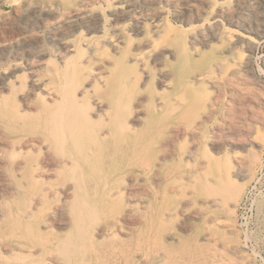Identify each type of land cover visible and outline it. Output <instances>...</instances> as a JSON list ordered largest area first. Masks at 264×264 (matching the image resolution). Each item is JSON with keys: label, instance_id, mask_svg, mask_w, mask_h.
I'll use <instances>...</instances> for the list:
<instances>
[{"label": "bare ground", "instance_id": "obj_1", "mask_svg": "<svg viewBox=\"0 0 264 264\" xmlns=\"http://www.w3.org/2000/svg\"><path fill=\"white\" fill-rule=\"evenodd\" d=\"M61 1L67 3L71 0H60V2ZM234 1L235 2L232 6H226V4L223 5L224 3L220 4V1L218 0H165L164 4H162L163 0H79L75 4L69 5L64 12H60V2L55 1L50 6H42L38 3V0V2H29V4H26L28 6H25V9L21 8L18 10L17 14L19 15L20 20L32 27L35 25L40 26L46 21L48 22V20L54 21L55 23L53 22V29L56 30V33H54V39L67 55L64 56L65 59L62 61L61 65L53 69H47V73L44 75L31 74V76L29 74L31 76V79L29 78V88L26 92L21 93L18 98L19 104L18 102L16 103L13 101V96H17L20 90V85H17L18 82L14 79V73L16 70L11 72L2 69L0 73V191L1 195L5 197L0 199V264H104L107 260L111 263H115L114 259L121 257L125 253L126 244L129 242L127 235H129L130 226L134 224L135 221L134 212L138 211L137 207L132 204V201L135 200L134 198H136L140 188H143L148 179L152 180L151 182L155 185L157 184L160 180V172H158L159 166L158 164L143 165L146 166L143 168V175L145 174L146 176L149 172L151 173V177L146 179H141L139 177L141 174L136 172V170H131L132 167L128 168L125 171V175H131L127 177L129 178L128 181H126L121 188L118 187L119 190L118 188L116 191H113L112 189V192L108 194L111 200L116 198L119 194H126L129 203L125 204L123 208H120L119 204L113 200L108 209L107 218L104 221H99L92 225L89 232H87L86 217H89L94 212V209L90 208V197L96 193V187L94 190L92 189L93 191L91 193H88V189L85 185V177L87 175L86 170H89L92 173H98L100 170H107L102 167V164H95L98 159L100 160L102 151L101 147L103 146L104 148V145L100 146L102 143H97V134L94 126V124H96V120L107 122L104 127L99 129L100 134H98V136L101 141H109L110 138L113 137L115 138L116 146H119V148L124 146L126 148L133 147L136 149L140 146L142 135H145L146 130L141 133L136 132L135 129L134 131L128 130L131 127L134 128L135 126L143 125L144 120L142 106L144 104L153 102L156 111H160L159 108L163 106L162 104H166L168 101V103L174 106L176 110L181 109L182 107L190 108L193 106L192 102L195 101L206 104V102H204L205 95L199 90L200 86L203 84H210L211 86L219 89L223 81L230 83L229 86H232V91L235 94L246 98L256 97L259 101H264V94L262 95V92H260V96L255 93V95H252V92L248 89L249 82L251 81L262 88L264 87V76H258L254 73V68L252 69V63H254L252 62V53L264 34V0ZM17 3L18 2H16V4ZM165 6L170 7L174 11L173 18H170L169 15H167L168 12L165 10L167 7ZM259 17L261 18L260 20ZM124 21H128L131 24H129L128 29L130 32L129 35H132V40L134 38L133 36H143L141 42L138 43V46H136V50H140L142 48V51L136 53L132 57L130 55L131 58L125 61L123 60V53L121 54L124 48V35L121 26L119 25L120 22L123 23ZM194 21H201V23L194 24ZM147 24L149 29L145 30V25L147 26ZM27 25L25 27H27ZM43 27L46 28L45 25ZM35 30H37V28H35ZM79 30H81V34H79V39L75 40L77 38L74 39L73 37L76 36L75 34L79 33ZM82 30L86 33L82 34ZM34 35L36 36V34ZM5 36H7L6 38L8 39V35ZM43 38L44 37H42V39ZM10 43L11 41H8V44ZM39 43L42 42L40 41ZM45 47L47 48V46ZM38 48L40 49L41 47ZM207 49H215L216 51L207 52ZM198 50L201 51H199L197 57H188V54H190L191 51ZM23 55L24 54L20 57H23ZM51 56L53 55L51 54ZM1 58L2 56L0 55V59ZM36 59L37 58H35V60ZM165 59H168V64L165 63ZM190 59L199 61L198 71L195 73H187L186 71V67L191 63ZM29 60L30 59H28V61ZM147 60H149L151 62L150 64H152V66L156 68L155 70H157L158 89H160V91L164 90L166 94L159 97L156 96L153 100L147 97L146 94L138 96L134 102L135 112L133 111L134 113L130 117H125L124 110L126 107L124 101H119L121 99L120 97L118 98L119 93L124 86L125 76L122 72L124 70V63H133L135 66L138 65L141 72L145 74L143 82L145 83L149 78ZM20 61L19 63H21ZM36 61L33 64H37ZM51 61L49 62L50 65L53 64ZM55 61L57 62V60ZM4 63H7V61ZM38 64L40 63L38 62ZM18 65L20 66V64ZM30 65H32V63ZM24 67L26 66L24 65ZM27 68L31 71H34L35 69H32L33 67L31 66ZM7 69L9 68L7 67ZM140 69L138 68V70ZM223 70L230 71L233 78H229L228 76L226 77ZM260 70L263 71V69ZM136 77L140 80L141 76L139 77L137 75ZM138 78L136 79L138 80ZM78 84H81L82 86L80 89H78ZM260 89L261 88H259V90ZM33 92L43 98V103H41L37 108L34 107L36 104L31 105L30 103V97ZM81 96L89 97L93 106V113L91 112L90 114L88 111L87 114L85 109L86 106L84 105V107L83 104H80L79 102ZM219 100L221 101V99ZM89 103L90 102L88 101V104ZM259 104L262 106L261 103ZM207 106L209 107V111L215 107L212 100L210 103H207ZM89 108L90 107L88 105V110ZM259 109L261 110V108ZM173 111L174 110L171 109V112ZM248 112L251 113L250 111ZM200 116L201 114H199L198 117L200 118ZM242 118L243 117H241V120ZM260 119H257V121L262 120ZM218 122H216V124ZM222 123L224 124V122ZM197 125L198 124L196 123L195 125L193 124L192 126H188L189 128L186 127V131L189 129V131H192L193 133L196 128L198 129ZM181 130L175 128L174 133L177 134ZM197 133L199 132L197 131ZM252 133L254 134V132ZM244 140L245 141H239V144L246 147L249 141L246 139ZM209 143L212 142L210 141ZM257 143L259 148L260 146H264L262 138L258 140ZM66 147L70 148L69 151L71 150L69 152V156L64 154V149ZM24 148H39L40 150H44L45 153L47 152L43 157V163L24 164V166L21 163L9 164L12 166L14 165L16 171L18 172H21L20 170L22 169V172L20 176L14 177L15 181H7L8 179L5 177L4 170L8 164L1 163L5 160V158H9L12 160V163H14L16 161V159H14L16 153ZM53 148H57L63 153L61 155V159L57 160L52 156L50 150ZM203 149L204 145L202 150ZM188 150H190V147ZM232 153L233 152L230 153L231 155H229V157L227 156L228 160L231 156V158L235 161V164L230 165V167L220 164H212L208 161L206 162L207 164H202L199 168H195L197 175H195V173L185 171L179 175L175 174V176L177 175L179 177L174 176V180H172L175 183L180 181L179 187L177 184L174 186L173 193H175V191L177 192V189H180L183 194H186L185 186L187 185L191 187L193 207L191 209H187V205L182 203V207L180 209L179 205L174 207V203L170 202L169 207H167V214L173 215L174 213H178V211L181 212L184 225L190 217L194 219L196 218L197 220L202 219L205 223H207L205 231L201 234V245H207L209 243L211 245V240L215 234L218 236L224 235L226 233L225 230L230 228L227 216H217L218 214L216 217L212 216L213 210L216 209L228 211L231 205L230 200L235 199V195L240 189L239 187L242 186L241 183H239V180L243 179V176L245 175V164L247 159L238 151H235L233 154ZM188 155H192V151H190ZM216 156H218V154ZM200 160L201 159H199V161ZM202 161H204V159H202ZM225 162L226 160L223 163ZM176 167L177 166H175V168ZM56 168H58L56 177H58L60 182L53 183L51 179L49 180V176ZM187 169L189 170V167ZM197 180H199V183H197ZM12 182L14 184H12ZM154 184L153 187L156 188ZM146 185L148 184H145V186ZM147 187L148 186L144 188ZM187 190L189 191V189ZM110 191L111 190H109V192ZM15 192H18L19 194L21 192H29L31 194L30 204L27 208L22 206L18 197L14 195ZM51 196H54V199ZM104 196L106 195H103L102 197ZM141 197L142 196H139V198ZM144 198H146V196ZM137 202L139 201L137 200ZM141 202H143V200H141ZM96 208H98L97 205ZM164 214L166 213L164 212ZM210 219H214L213 223L215 222V225L220 228L219 230L216 229L213 231L212 225L209 223ZM115 234H120L122 237H120L119 240L109 239V241L108 238L115 236ZM246 235L248 234L246 233ZM168 237L174 241L176 239V235L171 233ZM217 242H220L219 239ZM242 248L244 247L242 246ZM226 250L228 249L226 248ZM242 250L243 249H241V251ZM133 253L135 252H131L132 256ZM193 254L195 253L193 252ZM217 254L216 256H218ZM220 254L221 253H219V255ZM135 255H137V253ZM224 258L226 259V257Z\"/></svg>", "mask_w": 264, "mask_h": 264}, {"label": "rangeland", "instance_id": "obj_2", "mask_svg": "<svg viewBox=\"0 0 264 264\" xmlns=\"http://www.w3.org/2000/svg\"><path fill=\"white\" fill-rule=\"evenodd\" d=\"M32 1L38 2V0H31V1L30 0H18V1L17 0H13V1L12 0H8V1L7 0H4V1L0 0V10L2 9L0 11V13H1L0 14V16H1L0 17V55L2 56V58L0 59V62H1L0 63V73H1L2 69L5 71H11V72H14L16 70V72L14 73V75H15L14 79L17 80V82H18L17 85H20V90H19L17 96H13V101L16 103L18 102V104H19L18 98L20 97L21 93L26 92V90H28V88H29V85H28V84H30L29 78L31 79V76L33 74L44 75L45 73H47V69H53V68L58 67L59 65L62 64V61H64V59H65L64 56L67 55L61 49L58 42L54 39V33H56V30L53 29V27H54L53 22L54 21L48 20V22L46 21L44 24H42L40 26L35 25L32 27V26L27 25V23H24V21L20 20L19 15L17 14L18 10L21 8L25 9L28 6L26 4H29V2H32ZM55 1L60 2V0H39L38 3H40L42 6H50ZM78 1L79 0H71L70 2H67V3H65L64 1H61L60 6H59L60 12H64L66 10V8L69 7V5H73V4L77 3ZM164 1L165 0H163L162 4H164ZM218 1H220V4H223V3H224L223 5L226 4V6H232L235 2L234 0H218ZM16 2H18V3L16 4ZM20 5H21V7H20ZM165 7H167V6H165ZM165 10L168 12L167 15H169L170 18H173L174 11L170 7L165 8ZM7 13H9V14H7ZM260 19L261 18L259 17V20ZM201 21H197V22L194 21V24H200ZM21 22H22V24H21ZM16 24H18V25H16ZM125 24H127V25H125ZM129 24H130V22H128V21H124L123 23L120 22V24H119L121 26V29H122V32L124 35V48L121 52V54L123 53L122 56H123L124 61L127 59H130L136 53H139L140 51H142V48L140 50L139 49L136 50V46H138V43L141 42V39L143 36L142 35L133 36L134 38L132 40L131 39L132 35L131 34L129 35V33H130L129 29H128ZM26 25H27V27H25ZM44 25L46 26V28L43 27ZM49 25H51L52 28ZM34 27L37 28V30H35ZM38 27H39L40 31L38 30ZM31 29H32V31H31ZM42 29H43V31H42ZM148 29L149 28H148V24H147V26L145 25V30H148ZM15 30H17V31H15ZM80 32H81V30H79V33L75 34L77 37L76 36L73 37L74 39L77 38L75 40L79 39V34H81ZM22 33H23V35H22ZM85 33L86 32L84 30H82V34H85ZM34 34H36V36ZM37 34H39V35H37ZM43 34H46V35H43ZM5 35H8V39L6 38L7 36H5ZM41 35H42V37H44L43 39H42ZM21 36H22V38H21ZM17 37H19V38H17ZM129 37H130V40H129ZM38 38H41V39H38ZM49 38H51V39H49ZM10 39H12L13 41ZM16 39H18V40H16ZM43 40H45V41H43ZM1 41H3V42H1ZM8 41L9 42L11 41V43L8 44ZM40 41L42 43H39ZM54 41H56V42H54ZM27 42H29V43H27ZM54 43L57 45H55ZM18 44L19 45L22 44V45L19 46ZM42 45H43V48H42ZM45 46H47V48ZM38 47H41V48L39 49ZM44 47H45V49H44ZM51 49H53V50H51ZM199 49H201V48H199ZM59 50H61V51H59ZM31 51H33V52H31ZM199 51H201V50L191 51V53L188 54V57L189 58L197 57L198 56L197 54L199 53ZM206 51L209 52V51H216V50L215 49H209V50L207 49ZM46 52H47V54H46ZM21 53L24 54L23 57H20V56H22ZM50 53L53 56H51ZM130 55H131V57H130ZM24 56H25V58H24ZM4 58L7 61V63H4V62H6L4 60ZM18 58L19 59L22 58L23 61H22V59H20L21 60L20 61ZM35 58H37L36 59L37 61L35 60ZM10 59H12L13 61ZM28 59H30V60L28 61ZM263 59H264V34H263L261 40H259L257 47L254 49V51L252 53V62H254V63H252L253 64L252 69L254 68L253 69L254 73L257 74L258 76H261V77L264 76V60ZM18 60L21 63H19ZM49 60L50 61L52 60L51 62L53 64H55V63L56 64L50 65ZM55 60H57V62ZM35 61L37 62V64L36 63L33 64ZM17 62H18V64H20V66L17 64ZM28 62H29V64H28ZM38 62L40 64H38ZM9 63H11V64H9ZM31 63H32V65H30ZM41 63H43V64H41ZM150 63L151 62L149 60H147V68H148L149 78H148L147 82H145V83H143L144 78H145V74L143 72H141V69L138 65H136L137 66L136 67L135 64H133V63H129V64L124 63V70L122 71L124 76H125L124 86L122 87V90L120 91L118 98L120 97V99H121L119 101H124V104L126 107L124 110L125 117H127V116L130 117L135 112L134 102L138 96H140L142 94H146L147 97H149L151 100H153L156 98V96L159 97V96H163L166 94V92L164 90L160 91V89H158L157 70H155L156 68H154L152 66V64H150ZM165 63L168 64V59H165ZM148 64H149V66H148ZM198 64H199L198 60L192 59L189 66L186 67L187 73L188 72L189 73H195L196 71H198ZM15 65H17V66H15ZM24 65L26 67H24ZM30 66L33 67L32 69L35 68L34 71L36 73L33 70H32L33 71V73H32V71L27 68ZM7 67L9 69H7ZM40 67H42V68H40ZM133 68H135V69H133ZM138 68L140 70H138ZM37 69L39 70V72ZM260 69H263V71ZM135 70L136 71L138 70V71L136 72ZM223 73L225 74L226 77L228 76L229 78H233L231 75L232 73L230 71L223 70ZM29 74L30 75L32 74V75L30 76ZM136 74L139 77L141 76L140 80L138 77H136L137 76ZM135 77L138 78V80ZM142 78H143V81H142ZM141 82H142V85H141ZM225 82L226 81L222 82L219 89L211 86L210 84H203L200 86L199 90L201 93H203L205 95L204 96V99H205L204 102H206V104H204L202 102L195 101V102H192L193 106L190 108L182 107L181 109L176 110V108H174V106H172L170 103H168L169 102L168 101V102H166V104H164V103L162 104L163 106H161L159 108L160 111H156L155 106L153 105V102L148 103V104H144L142 106V110L145 112L144 113L142 111L143 120H144L143 125L135 126L134 128L131 127L128 130V131H130V130L134 131V129H135L136 132H138V133H141L142 131L146 130L145 135L144 134L142 135L140 146L136 149H134L132 146H131L132 148H126L124 146H122V148H119V146H116V144H115L116 141H115V138H113V137H111L109 141H107V140L101 141L100 137L98 136V134H100L99 129L104 127L107 122L102 121V120H96V124H94L96 134H97L96 138L98 141V142L97 141L96 142L102 143L101 145L100 144L99 145L100 146L104 145V148H103V146L101 147L102 151H101V155H100L101 156L100 160L98 159L95 164H102V167H104L107 170L106 171L100 170V172H98V173H94V172L92 173L89 170H86L87 175L85 177L86 178L85 179V182H86L85 185H86V188L88 189V193H91L94 190V188L96 187V193L90 197L91 201H93V202L90 201V208L94 209L93 210L94 212L89 217H86V227L88 229L87 232H89V229H91L92 225L96 224L99 221H104L107 218V213L109 211L108 209L110 207V204H112L113 200H114V202L119 204L120 208H123L125 204L129 203V200H128V197L126 194L125 195L123 193L119 194L118 196H116V198H114L112 200L108 194V193L112 192V189H113V191H116V189L118 187L121 188L124 185V183L126 181H128L129 178H127V177L131 176L129 174H126L127 176L125 175V171L128 168L132 167L131 170H136V172L141 174L139 176L141 179H143V178L146 179V178L151 177L150 172L146 176H145V174L143 175V168L146 167L143 165H145V164H158V166H159L158 172H160L159 173L160 180L157 182V184L155 185L153 182H151L152 180L148 179V181L145 184H148L146 186H148L147 188H149V189L144 188V187H146L144 184L143 188H140L139 193H138L139 196H142L143 198L142 197L139 198V196L137 194L136 198H134L135 200L132 201V204H134V206L137 207L138 211L134 212V216H135L134 220L135 221H134V224H132L130 226L129 235H127L129 242L126 244V248L124 251L125 253L123 254L124 256L122 255L121 257L114 259L115 263H111L109 260H107L104 264H121V261H122V264H130V263L131 264H143V263L144 264H163V263L164 264H172V263L173 264H189V263L190 264H198V262H199V264H203V263L208 264L209 262L211 264H217V263L218 264L219 263H221V264H244V263L245 264H247V263L248 264H254V263L255 264H257V263L258 264H264V254H263L264 253V201H263L264 200V164H263L264 163V146H260V148H261L260 149L258 147V143H257V141L262 138L263 139V145H264V121H262V120H264V113H263L264 112V101H262L263 102L262 103L261 101L256 99V97H254V98L247 97L246 98L244 96H240L238 94H235L232 91V88H231L232 86L231 85L229 86L230 83L226 82V85H225ZM131 85H133V86H131ZM222 85H224L225 88L227 86V88L225 89L224 86H222ZM140 86H142V87H140ZM248 86H249L248 89H250V91L252 92V95L256 94V95L260 96L261 95L260 92H262V95L264 94V87L262 88L256 84L252 83V81L249 82ZM80 87H82L81 84H78V89H80ZM259 88H261V89L259 90ZM132 92H133V94H132ZM219 94H220V96H219ZM231 95H232V97H231ZM30 99H31V102H30L31 105L36 104V105H34V107H36V108L38 106H40L41 103H43V98L41 96H38V94H36L35 92H33ZM219 99H221V101ZM211 100L214 103L215 107L213 106L214 107V108H212L213 110L211 109L209 111V109H208L209 107L207 106V103L208 102L210 103ZM232 100H234V101H232ZM88 101L90 102L89 104H88ZM79 102H80V104H83V106L84 105L86 106V107L85 106L84 107L86 109L87 114H88V111L90 114H91V112L93 113V106H92L91 100L89 99L88 96H84V97L81 96L79 99ZM227 103H229V104H227ZM259 103H261L262 106ZM237 104L239 105V107ZM88 105L90 107L89 110H88ZM130 107H131V109H130ZM258 107L261 108L262 111ZM133 108H134V110H133ZM171 109L174 111L171 112ZM202 111H203L204 117L202 115ZM230 111H232V112H230ZM248 111H250L251 113H249ZM206 112H207V114H206ZM199 114H201L200 118L201 117H203V118L200 119L198 117ZM232 114H233V116H232ZM218 116H220V117H218ZM246 116H247V118H246ZM195 117H198V118H195ZM241 117H243L242 120H241ZM193 119H194V122H193ZM216 119H218V120H216ZM257 119H260L261 121H259V120L257 121ZM221 121L224 122V124ZM216 122H218V123L216 124ZM191 123H192V125L193 124L195 125L196 123L198 124L197 125L198 129L196 128V130H194V132H193L194 134L192 133V131H189V129L187 130L188 132L186 131V129L189 128L188 126H192ZM220 123H221V125H220ZM240 123H241V125H240ZM175 128H178L180 130L182 129V130L179 131L177 134H175L174 133ZM212 128H214V129H212ZM197 131L199 133H197ZM252 132H254V134ZM133 134H134V132H133ZM185 134H186V137H185ZM181 135H183V136H181ZM235 135H237V136H235ZM205 136H206V138H205ZM191 137H192V139H191ZM198 137H199V139H198ZM207 137H209V138H207ZM248 137H250V138H248ZM169 138H170V140H169ZM223 138H225V139H223ZM243 138L246 139L247 141H249L248 144L246 145V147L241 146L239 144V141L240 142L245 141ZM183 139H185V140H183ZM208 140H209V142L211 141L212 143H209ZM167 141H168V143H167ZM232 142H233V144H232ZM187 145L190 147V150H188L189 147ZM203 145H204V149L202 150ZM185 147H187V148H185ZM214 148H216L218 150H216ZM69 149L70 148H68V147H66L64 149L65 150L64 154L66 156L67 155L69 156V152L71 151V150L69 151ZM162 149H164V150H162ZM209 149H210V151H209ZM238 149H240V150H238ZM245 149H248V150H245ZM119 150H121V151H119ZM167 150H169V151H167ZM162 151H163V154H162ZM188 151L189 152L192 151V155L189 156ZM202 151H204V152H202ZM235 151H238L240 154H242V156H245L247 159V162L245 164V175L243 176V179L239 180V183H241L242 186L239 187L240 189L237 192V194L235 195V199L230 200L231 205H230L229 210L228 211L227 210L222 211L220 209L213 210V216H212V217H216L217 214H218L217 216H219V215H223V217L227 216L229 219V223H230L229 227L230 228L226 229V230L223 228L226 232L224 235L218 236L215 234L214 237H216V238L213 237L214 240L213 239L211 240L212 241L211 245H210V243L207 245L205 244L206 246L204 244L201 245V242H202L201 234H203V232L205 231V227L207 226V223H205L202 219L197 220L196 218L194 219V218L190 217L187 220L188 223L185 222L186 224L184 225L183 216L181 215V212L178 211V213H174L173 215L167 214V211H168L167 207H169L170 202L174 203L173 204L174 207L175 206L177 207L179 205L180 209L182 207V203L187 205V207H186L187 209H191L193 207V203H192L193 200L191 198V190H192L191 187L187 186V185L185 186V188H186L185 193L186 194H183L180 189H177V192L175 191V193H173L174 192L173 191L174 186H176V184H177L179 187L180 181H177V183H175L172 180H174L175 174L179 175L185 171L186 172L189 171V172L195 173V175H197L195 168L197 169V167L199 168L202 164H207L206 162H208V161L212 164H220L223 166H229L230 167V165L235 164V161L231 158V156H230V158L233 162L230 160V158L228 160V157H229V155H231L230 154L231 152L234 153ZM43 152H44V154H43ZM46 153L44 150H40L39 148H24V149L20 150L18 153H16V155L14 157V159H16V161L14 163H12V160H10L9 158L7 159L4 157L5 160H3V162L1 164H8V166L4 170L5 171V177H7V179H8L7 181H11V180L15 181L14 177L20 176V174L22 172V169L20 170L21 172H18V171H16L14 165L12 166L9 164H18V163L20 164L21 163L23 166H24V164H42L43 163V157L45 156ZM50 153L57 160L61 159V155L63 154L57 148H53L52 150H50ZM217 154H218V156H216ZM186 155H187V157H186ZM215 157H217L219 159H217ZM260 158H262V159H260ZM199 159H201V160L199 161ZM202 159H204V161H202ZM224 159L226 160L225 163H223L225 161ZM218 160H219V162H218ZM175 166H177V167L175 168ZM190 166L192 169L190 168ZM188 167H189V170L187 169ZM13 169H14V171H13ZM54 170L52 171L51 175L49 176V180L51 179V181H53V183L60 182V180H58V177H56V174L58 172V168H56ZM167 174L170 176H168ZM122 176H124V177H122ZM125 176H126V178H125ZM177 177H179V176H177ZM119 179H120V181H119ZM149 182H151V183H149ZM197 183H199V180H197ZM12 184H14V183L12 182ZM153 184L156 186V188L153 187ZM149 185H151V186H149ZM119 188H118V190H119ZM187 189H189V191ZM259 189L261 190V192ZM109 190H111V191L109 192ZM29 192H25V193L21 192L20 194L18 192L14 193V195L18 197V200L20 201V203L22 204V206L24 208L25 207L27 208L30 204L31 194ZM152 192H154V193H152ZM103 195H106V196L102 197ZM145 196H146V198H144ZM51 197L54 199V196H51ZM2 198H5V197L1 195V191H0V199H2ZM254 198H255V200H254ZM137 200L140 203L137 202ZM141 200H143V202H141ZM180 200H181V202H180ZM154 204H155V206H154ZM232 204H234V205H232ZM91 205H93L94 207ZM96 205L98 208H96ZM154 208H155V210H154ZM145 209H147V210H145ZM164 212L166 214H164ZM176 219H178V220H176ZM213 221H214V219H210V221H209V223L212 225L213 231H215L216 229L219 230L220 228H218V226H216L215 222L213 223ZM159 223H160V225H159ZM155 224H156V226H155ZM181 225H183V226H181ZM239 226H240V228H239ZM163 233H165V234H163ZM170 233L176 235L175 241L168 237L170 235ZM246 233L248 235H246ZM120 237H122L120 234H115V236L108 238V240L109 239L110 240H112V239H114V240L118 239L119 240ZM223 238H225L226 240ZM218 239L220 242H217ZM245 241H246V243H245ZM257 242H258V244H257ZM152 243H154V244H152ZM146 244L149 246H147ZM227 244H228V246H227ZM253 244H254V246H253ZM217 245H218V247H217ZM190 246L191 247L193 246V247L191 248ZM212 246H213V248H212ZM223 246H224V248H223ZM242 246L244 248H242ZM226 248L228 250H226ZM240 248L243 250L241 251ZM231 249H233V250H231ZM258 250H259V252H258ZM132 251L135 252V253H133V256L131 254ZM235 251H237V252H235ZM160 252H161V254H160ZM185 252H186V254H185ZM193 252L195 254H193ZM218 252L221 254L219 255ZM247 252H249V253H247ZM254 252H256V253H254ZM136 253H137V255H135ZM227 253H229V254H227ZM216 254L218 256H216ZM164 255H166V256H164ZM223 256L226 257V259ZM122 257H123V259H122ZM167 257H169V258H167ZM199 257L202 259H200ZM184 259H186V260H184ZM178 260H180V261H178ZM207 260H208V262H207ZM226 260L227 261L230 260V261H228L229 263ZM245 260H246V262H245ZM136 261H138V262H136Z\"/></svg>", "mask_w": 264, "mask_h": 264}]
</instances>
